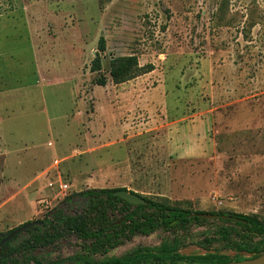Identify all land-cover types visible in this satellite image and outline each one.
Segmentation results:
<instances>
[{"label":"rangeland","instance_id":"obj_1","mask_svg":"<svg viewBox=\"0 0 264 264\" xmlns=\"http://www.w3.org/2000/svg\"><path fill=\"white\" fill-rule=\"evenodd\" d=\"M130 53L154 69L114 84L110 58ZM93 187L264 222V0H0V234ZM219 225L179 231L181 252L234 254ZM173 236L136 235L107 256Z\"/></svg>","mask_w":264,"mask_h":264},{"label":"trees","instance_id":"obj_2","mask_svg":"<svg viewBox=\"0 0 264 264\" xmlns=\"http://www.w3.org/2000/svg\"><path fill=\"white\" fill-rule=\"evenodd\" d=\"M105 48V38L100 36L89 71L100 73L101 53ZM153 69L154 64L148 62L140 65L138 57L130 53L111 57L108 73L111 81L119 84ZM106 81L107 77L103 74L94 78L96 85L104 86ZM119 189L126 188L93 187L65 196L42 219H38L40 224L24 230L26 236L22 241H16L20 232L0 245V264H134L141 258L150 260L148 264H174L184 258L189 259L190 264H201L241 260L243 253H249V258L264 253V246L252 244L254 238L264 239V222L255 215L195 211L169 205L137 192L145 202L133 204L114 195V191ZM198 213H214L217 216L207 218ZM209 220L220 222L216 233L221 239L233 243L230 248L236 250L234 254L225 253L221 248L208 249L206 254L182 253L177 233ZM156 231L175 236L159 247H137L120 256H107L111 250L134 236L150 235ZM69 235L80 241L79 249L71 256L51 259L49 251L35 253L37 249H46ZM4 236L0 234V240Z\"/></svg>","mask_w":264,"mask_h":264},{"label":"water","instance_id":"obj_3","mask_svg":"<svg viewBox=\"0 0 264 264\" xmlns=\"http://www.w3.org/2000/svg\"><path fill=\"white\" fill-rule=\"evenodd\" d=\"M114 195H117L125 200H127L130 203L133 204H139L144 203L145 200L139 196V194L130 191L128 189H119L114 191ZM201 217H207L212 218L217 216V214L214 213H198ZM222 217H225V215H221ZM41 221L39 220H30L27 222L22 223L21 225L17 226L16 228L12 229L10 232H8L1 240L0 245L15 235L19 234L20 232H23L28 227H31L32 225H38ZM201 264H264V253L255 257V258H244L241 260H235V261H228V262H214V263H201Z\"/></svg>","mask_w":264,"mask_h":264},{"label":"crops","instance_id":"obj_4","mask_svg":"<svg viewBox=\"0 0 264 264\" xmlns=\"http://www.w3.org/2000/svg\"><path fill=\"white\" fill-rule=\"evenodd\" d=\"M148 73H149V72H148ZM145 74H146V73H145ZM130 80H131V79H130ZM130 80H128V81H130ZM126 82H127V81H126ZM123 83H124V82H123ZM119 84H120V83H119ZM190 121H192V119H191ZM175 122H176V121H175ZM194 137H196V135L193 136V138H194ZM195 140H196V139H195ZM201 150H202V149H201Z\"/></svg>","mask_w":264,"mask_h":264},{"label":"flooded vegetation","instance_id":"obj_5","mask_svg":"<svg viewBox=\"0 0 264 264\" xmlns=\"http://www.w3.org/2000/svg\"><path fill=\"white\" fill-rule=\"evenodd\" d=\"M5 235H6V234H5ZM12 238H13V237H12ZM12 238H11V239H12ZM9 240H10V239H9ZM13 241H14V240H13ZM20 241H22V240H18V242H20Z\"/></svg>","mask_w":264,"mask_h":264}]
</instances>
